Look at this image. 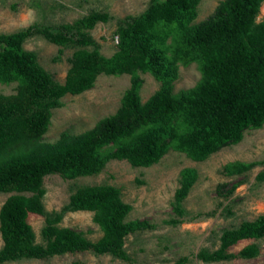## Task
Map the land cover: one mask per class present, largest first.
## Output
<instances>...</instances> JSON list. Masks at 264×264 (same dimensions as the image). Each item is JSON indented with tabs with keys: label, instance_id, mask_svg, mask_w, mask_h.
<instances>
[{
	"label": "trees",
	"instance_id": "trees-1",
	"mask_svg": "<svg viewBox=\"0 0 264 264\" xmlns=\"http://www.w3.org/2000/svg\"><path fill=\"white\" fill-rule=\"evenodd\" d=\"M202 0H150L145 11L117 21L118 49L101 52L92 34L110 14L93 11L58 24L35 22L13 32H0V82H17L16 92L0 93V191L12 193L0 209V264L27 258H48L90 251L131 261L129 234L154 228L148 220L127 217L132 205L111 184L78 186L60 210L47 211L44 178L60 174L68 179L102 172L113 159L135 167L158 163L171 149L193 160H206L226 145L239 143L248 129L264 126V16L257 20L264 0H222L206 19L195 22ZM42 35L63 49H72L70 68L61 82L24 44ZM198 62L201 79L175 92L180 65ZM141 72L151 73L161 86L142 100ZM131 74V86L113 114L81 132L64 131L54 141L44 135L53 109L62 97L91 89L101 74ZM262 166L256 179L264 182V160H235L223 166L226 176L246 174ZM199 177L194 167L181 170L180 186L172 201L171 224L184 222L185 200ZM234 183L219 194L229 197ZM94 212L103 235L93 241L82 232L60 225L69 211ZM45 217L44 243L36 242L30 215ZM264 238V214L237 227L226 228L216 249H201L206 262L251 259L261 253L252 242ZM78 264V263H74Z\"/></svg>",
	"mask_w": 264,
	"mask_h": 264
},
{
	"label": "rangeland",
	"instance_id": "rangeland-1",
	"mask_svg": "<svg viewBox=\"0 0 264 264\" xmlns=\"http://www.w3.org/2000/svg\"><path fill=\"white\" fill-rule=\"evenodd\" d=\"M221 1L202 0L195 22L208 18ZM149 3L150 0H0V32L17 31L35 22H73L93 11H105L110 14V20L99 22L91 32L99 42L101 52L112 56L118 49V19L142 13ZM263 16L264 4L257 20L260 21ZM24 46L35 51L41 64L61 82L65 81L72 49L60 51L59 45L42 35L30 37ZM140 74L143 79L141 96L146 101L160 88L161 82L151 73ZM201 76L198 62L181 64L174 91L194 86ZM130 86L131 74H101L93 88L79 94H66L62 97V106L53 109L52 122L43 139L54 142L64 131L81 133L93 127L98 120L117 111L125 90ZM16 87L17 82H0V93H14ZM235 160H264V126L248 129L239 143L226 145L202 161L171 149L158 163L149 167H135L128 160L113 159L95 175L68 179L60 174H49L44 178L47 211L60 210L78 186L107 183L119 187L123 200L132 205L128 220H148L154 228L128 235L126 249L131 261L111 254L97 255L86 251L1 264H264V238L243 240L233 247V251L237 252L245 245L256 242L261 247V253L251 259L206 262L197 257L203 248H218L220 236L226 228L237 227L264 214V182L256 179L263 167L258 166L242 175L226 176L223 166ZM185 167L196 168L199 177L185 200L188 215L184 222L175 225L169 223L173 216L172 201L180 186L181 170ZM237 182L239 186L229 197L219 194L221 183H226L224 189L227 190ZM11 194L0 191V209ZM93 217V211H69L60 225L97 241L103 230ZM29 220L36 233V242L44 243L42 229L45 217L31 214ZM2 246L0 232V248Z\"/></svg>",
	"mask_w": 264,
	"mask_h": 264
},
{
	"label": "built area",
	"instance_id": "built-area-1",
	"mask_svg": "<svg viewBox=\"0 0 264 264\" xmlns=\"http://www.w3.org/2000/svg\"><path fill=\"white\" fill-rule=\"evenodd\" d=\"M116 39H117V42H119V38H118V36L116 37Z\"/></svg>",
	"mask_w": 264,
	"mask_h": 264
}]
</instances>
